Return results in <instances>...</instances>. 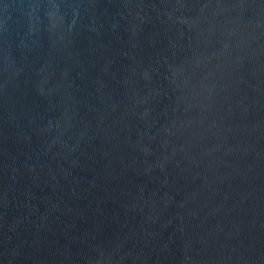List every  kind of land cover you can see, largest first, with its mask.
I'll return each instance as SVG.
<instances>
[{
  "label": "water",
  "instance_id": "1",
  "mask_svg": "<svg viewBox=\"0 0 264 264\" xmlns=\"http://www.w3.org/2000/svg\"><path fill=\"white\" fill-rule=\"evenodd\" d=\"M0 264H264V0H0Z\"/></svg>",
  "mask_w": 264,
  "mask_h": 264
}]
</instances>
